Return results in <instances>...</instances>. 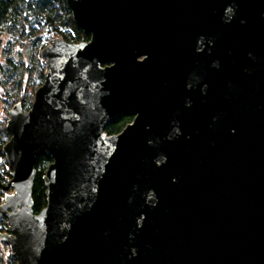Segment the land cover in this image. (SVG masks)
I'll use <instances>...</instances> for the list:
<instances>
[{
    "label": "water",
    "instance_id": "obj_1",
    "mask_svg": "<svg viewBox=\"0 0 264 264\" xmlns=\"http://www.w3.org/2000/svg\"><path fill=\"white\" fill-rule=\"evenodd\" d=\"M66 1L90 40L9 110L17 264H264V0Z\"/></svg>",
    "mask_w": 264,
    "mask_h": 264
},
{
    "label": "trees",
    "instance_id": "obj_2",
    "mask_svg": "<svg viewBox=\"0 0 264 264\" xmlns=\"http://www.w3.org/2000/svg\"><path fill=\"white\" fill-rule=\"evenodd\" d=\"M2 33L11 36L30 38V42L35 44L39 41L40 48L46 47L42 39L47 38L53 42L57 36L69 42L89 41L91 36L86 34L73 19V13L66 0H0V36ZM13 40L9 39L6 46V64L0 63V72L10 78L19 70V65L12 57L10 44ZM1 43V37H0ZM41 51L38 52V55ZM20 63L24 64V62ZM38 64L26 65L21 74L15 77L18 89L17 96L10 98L6 96L8 111L17 102H21L23 108H31L36 89L43 84L45 73L48 69L45 58H41ZM29 74L28 76H26ZM28 77L26 80L25 78ZM133 119L132 113H125L116 117L113 122L108 124L105 131L108 134L119 133ZM8 114L0 118V156L6 158L3 150L4 145L10 140L11 133L7 128ZM53 161L51 155H41L35 164L37 171L33 187V212L39 213L47 205L46 182L44 175L48 165ZM11 178V168L5 161L0 163V198L4 195V187ZM8 219L3 217L0 221V233L9 232L7 227ZM0 264H17L16 258L12 254H7L0 239Z\"/></svg>",
    "mask_w": 264,
    "mask_h": 264
},
{
    "label": "rangeland",
    "instance_id": "obj_3",
    "mask_svg": "<svg viewBox=\"0 0 264 264\" xmlns=\"http://www.w3.org/2000/svg\"><path fill=\"white\" fill-rule=\"evenodd\" d=\"M1 37V43H0V63L2 64H6V46L9 42V39L13 40V42L10 44L11 46V53H12V57L13 59H15L17 61L19 65V70H17L15 72V74L13 76H11L10 78L4 76L1 72H0V118H3L4 114H8V119H9V111L7 108V102L5 101V92H7V96H10V98H13L15 96H17V86L15 83V77H18L23 68H24V64L26 65L27 63H31V64H38L39 65V61L41 58H43L42 53L40 55H38L39 51H42L43 48H40V44L39 41L36 42L35 44H32L30 42V38L26 39L23 37H16V36H11V34H6V33H2ZM62 38L61 36H57ZM56 37V38H57ZM55 38V39H56ZM43 43H47L46 46H48L49 44H51L52 42L49 43V40L47 38H43L42 39ZM45 58V57H44ZM24 62V64L20 63ZM45 63L46 62V58H45ZM37 65V66H38ZM29 74H27L26 76H28ZM28 77L25 78V80ZM25 110V109H24ZM8 122V120H7ZM3 160V158H2ZM6 160V158H5ZM1 163V162H0ZM10 179V178H9ZM6 193H13V189L12 187L8 190H4V195L0 198V203L4 202L2 201L3 199H5V195ZM3 219V218H2ZM9 221V220H8ZM11 226L10 222H7V227ZM9 233V232H8ZM11 234V233H9ZM10 249V248H9ZM6 253H8V248H6Z\"/></svg>",
    "mask_w": 264,
    "mask_h": 264
},
{
    "label": "built area",
    "instance_id": "obj_4",
    "mask_svg": "<svg viewBox=\"0 0 264 264\" xmlns=\"http://www.w3.org/2000/svg\"><path fill=\"white\" fill-rule=\"evenodd\" d=\"M2 158H3V160H2ZM3 161H5V157L4 156H0V162H3ZM2 201H4V199L2 200ZM1 239V238H0ZM1 242H2V245H3V248L6 250V248H8V253L9 254H12V250H11V246H10V244L9 243H7L6 241H4V240H2L1 239ZM10 248V249H9ZM13 255V254H12Z\"/></svg>",
    "mask_w": 264,
    "mask_h": 264
},
{
    "label": "flooded vegetation",
    "instance_id": "obj_5",
    "mask_svg": "<svg viewBox=\"0 0 264 264\" xmlns=\"http://www.w3.org/2000/svg\"><path fill=\"white\" fill-rule=\"evenodd\" d=\"M133 119H134V114H133ZM133 119H132V121H133ZM132 121H131V122H132ZM129 123H130V122H129Z\"/></svg>",
    "mask_w": 264,
    "mask_h": 264
}]
</instances>
